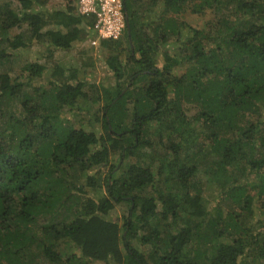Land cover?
<instances>
[{
  "label": "trees",
  "instance_id": "obj_1",
  "mask_svg": "<svg viewBox=\"0 0 264 264\" xmlns=\"http://www.w3.org/2000/svg\"><path fill=\"white\" fill-rule=\"evenodd\" d=\"M139 1L123 0L124 35L100 42L115 86L85 90L76 69L63 77L18 52L68 50L93 17L0 0V264H264V0H149L145 12L160 11L150 34ZM184 6L211 12L208 29L182 20ZM101 101L99 136L62 119ZM152 137L165 148L156 165ZM211 153L216 217L197 181ZM120 203L128 213L113 219Z\"/></svg>",
  "mask_w": 264,
  "mask_h": 264
},
{
  "label": "rangeland",
  "instance_id": "obj_2",
  "mask_svg": "<svg viewBox=\"0 0 264 264\" xmlns=\"http://www.w3.org/2000/svg\"><path fill=\"white\" fill-rule=\"evenodd\" d=\"M76 0H46L45 6L42 10L45 12H53V11H63L66 7L75 9ZM140 13V23L142 28L149 33L150 24H154L157 22V17L160 15V11L153 9L151 14L145 12L148 6V1H141L139 5ZM158 9V8H157ZM180 18L186 22H188L193 27L208 29L209 22H212L214 16L211 12L205 11L204 13L194 14L192 9L189 6H184V8L180 11ZM158 15V16H157ZM52 23L46 26L47 28H54ZM124 35V33H123ZM122 35V36H123ZM121 36V37H122ZM120 37V38H121ZM88 35L78 42L75 46L68 50L56 51L53 49H48L46 45L43 44H33L30 48H26L20 50L18 52L19 62H36L41 65L47 66L51 69V71L55 67H59L63 70V77L69 76L70 71L76 69L78 71V76L82 78L84 76L85 82L87 83L85 90H89V86L93 85L96 88L105 87V88H113L115 86V78L112 73L108 70L105 62L104 56L101 48L99 46L92 47L88 42ZM124 43V42H122ZM125 47V44H124ZM168 47V48H167ZM167 49H172L173 45H168ZM174 50V49H173ZM16 71V70H15ZM49 74L46 73L42 78L34 80L31 85L33 87H37L39 85H47V82L51 79ZM61 77V75H60ZM31 91V88L27 89ZM92 92V91H91ZM104 101L98 103L97 105L88 104L87 107L80 110V112H71L69 109H64L62 113V119L64 121H68L74 127H83L86 130H91L96 132L99 136L103 133L102 126L100 122H95L94 113L96 112L98 117H101L100 107L103 105ZM189 117L193 114V112L188 113ZM96 116V115H95ZM80 125V126H79ZM153 132V131H151ZM153 147L145 150V158L146 161L155 160L153 165H156L159 158L165 154V148L160 145L159 139L157 137H152ZM216 158L214 153L204 156H198V173H197V181L198 184L202 188V196L203 200L209 209V213L211 216L216 217V211L214 208L216 197H218L219 190L212 183H210L209 177L205 174V170L211 166L212 161ZM118 161V155H114L110 157V163L116 164ZM128 163L127 160H123L120 163V166L125 167ZM97 170V169H96ZM94 170V171H96ZM106 169H102L101 174L105 173ZM92 173H94L92 171ZM91 174V172H90ZM87 191V196L92 197V199H98L100 196L104 194L103 189L91 190L90 188L85 189ZM74 197L78 196L77 193H74ZM128 213V206L125 203H120L114 207V209L110 212V216L115 219L121 220V217L126 216ZM225 213V212H224ZM120 222V221H119ZM202 229L205 231L208 236H206L200 245V251L204 252L207 248L210 247V240L212 238L213 231L208 227V225H204ZM134 245L138 244L133 242ZM139 248L147 253L149 248L147 246H139ZM60 252L63 254L78 253L76 248L71 247L70 245L61 244L59 248ZM37 264H48L45 260L39 259ZM91 264H114L112 262H104V261H92Z\"/></svg>",
  "mask_w": 264,
  "mask_h": 264
},
{
  "label": "built area",
  "instance_id": "obj_3",
  "mask_svg": "<svg viewBox=\"0 0 264 264\" xmlns=\"http://www.w3.org/2000/svg\"><path fill=\"white\" fill-rule=\"evenodd\" d=\"M76 12L93 17L87 42L97 47L101 41L118 40L126 28L123 0H77Z\"/></svg>",
  "mask_w": 264,
  "mask_h": 264
},
{
  "label": "crops",
  "instance_id": "obj_4",
  "mask_svg": "<svg viewBox=\"0 0 264 264\" xmlns=\"http://www.w3.org/2000/svg\"><path fill=\"white\" fill-rule=\"evenodd\" d=\"M141 1H144V2H145V1H149V0H141ZM141 1H139V2L137 3V5H140ZM76 4H77V0H76V2H75V9H76ZM86 29L89 31L90 28H87V26H86ZM98 46L100 47V43H99Z\"/></svg>",
  "mask_w": 264,
  "mask_h": 264
},
{
  "label": "water",
  "instance_id": "obj_5",
  "mask_svg": "<svg viewBox=\"0 0 264 264\" xmlns=\"http://www.w3.org/2000/svg\"><path fill=\"white\" fill-rule=\"evenodd\" d=\"M127 27V26H126Z\"/></svg>",
  "mask_w": 264,
  "mask_h": 264
}]
</instances>
